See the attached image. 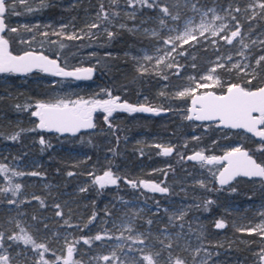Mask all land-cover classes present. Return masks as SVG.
I'll return each mask as SVG.
<instances>
[{
  "label": "trees",
  "instance_id": "trees-1",
  "mask_svg": "<svg viewBox=\"0 0 264 264\" xmlns=\"http://www.w3.org/2000/svg\"><path fill=\"white\" fill-rule=\"evenodd\" d=\"M223 1L228 4L227 19L232 27L214 41L199 37L177 44L176 60L163 73L143 65L136 56L152 37L134 28L132 23L137 19L128 18L122 7L139 6L141 0H43V3L26 0L27 6L17 2L14 13L5 14L6 24L17 29L3 34L13 52L40 50L66 67L92 68L93 72L87 79L60 77L38 68L30 72H0V148L9 152L5 155L0 150V165L6 166V171H0L4 182L0 187L3 245L11 250L34 249L23 241L8 239L22 235L23 228L37 243L47 246L48 251L43 255L48 264L62 261L66 248L56 252L49 244L52 234L47 215L62 216L68 206L55 199L40 182L51 179L65 184L66 188L84 177V193L90 194V201L70 207L73 220L78 222L73 241L77 251L82 238L90 239L106 232L124 241L125 262L131 264L134 259L147 264L144 260L147 255L153 257L155 264H170L169 258L172 262L180 258L184 264H264V234L242 227L239 224L242 210L228 204L230 201L245 205L250 199H263L264 179L240 175L222 186L217 176L222 162L202 164L188 159L194 151L207 156L220 155L235 141H241L243 148L256 156L253 133L222 128L214 121L188 119L192 99L189 95L179 96L176 89L184 73L200 76L216 59L223 65L217 68L222 85L213 86L214 90H226L225 84L229 83L248 89L264 86V61L256 63L264 56V9L246 15L242 7L248 0ZM93 24L98 27H91ZM237 27L241 36L231 44L221 38L230 36ZM72 36L78 38L70 39ZM237 64L239 68L233 67ZM109 94L135 104L146 102L168 112L118 109L105 121L106 113L100 109L95 112V128L74 135L39 129L37 117L32 115L40 102L104 100ZM17 133V139L10 138ZM155 133L174 143L171 154H164L156 143L149 142V134ZM41 138L45 144L40 143ZM261 145L264 160V144ZM78 151L87 155L86 160H82ZM12 153L24 158L36 155L41 162L21 167L7 160ZM140 161H146L147 166L140 165ZM108 170L117 183L100 187L95 182L96 175ZM143 180H153L167 187L168 192H153L142 185ZM130 181L137 186L132 187ZM15 185L21 186L19 190H13ZM23 190L31 194L23 198ZM132 195L146 209L133 211L132 229L110 230L107 218L115 208L106 203L105 197ZM9 203H14L16 208V220L12 224ZM219 221L224 222V228H216ZM38 251L40 255L43 250ZM120 260L118 253L103 263L121 264ZM25 264H43V261L40 256H34Z\"/></svg>",
  "mask_w": 264,
  "mask_h": 264
},
{
  "label": "snow or ice",
  "instance_id": "snow-or-ice-1",
  "mask_svg": "<svg viewBox=\"0 0 264 264\" xmlns=\"http://www.w3.org/2000/svg\"><path fill=\"white\" fill-rule=\"evenodd\" d=\"M23 4L27 6L26 0H11V3H6V0H0V72H30L34 68H38L43 72H51L57 76L63 77H75L77 79H87L90 78L93 69L92 68H77L72 71L65 70L60 67L57 60L50 59L48 56L42 53L35 52H25L23 55H13L9 51V41L3 35L5 32H16V28H10L5 22L6 13H14L16 3ZM43 3V0H42ZM141 3L146 4L148 7H153L152 4L148 3V0H141ZM259 7L264 9V3H260ZM103 11V5H101ZM193 11H197L195 4L192 5ZM29 11L32 9L29 7ZM160 11L165 15H169V8L167 6H162ZM214 11V10H213ZM239 11V9H236ZM105 18H107V13H104ZM204 17L207 13L203 14ZM173 20L179 19V16H173ZM235 19V17H233ZM223 20V17L214 15L211 21H205L201 19L200 24L197 28L192 27V21L186 22L184 31L175 36L170 37L165 41L166 44H172L173 50H175V41H180L182 43H188L189 40H197V36L194 33L199 31L200 36H204L205 33H210L211 36H218L220 32L227 28L226 24L221 23L218 27L215 25V21ZM164 21L161 20V24ZM95 28L98 25H91ZM155 35V33H153ZM111 35V33H109ZM241 33L239 27L237 30L231 31L230 36L221 37L227 43L231 44L234 39L240 37ZM70 39H76L78 37L72 36ZM241 43L243 40L241 38ZM247 47V45H244ZM148 59H151L150 57ZM230 59V57H229ZM264 61V56H261L256 63L260 64ZM171 67V65H169ZM223 67V65H219ZM233 67L239 68V65H233ZM214 72L215 69H212ZM210 83H199L196 88L187 89L181 91L179 96L183 97L186 95H192L194 98L192 100L191 114L187 117L188 119L195 118L200 121L209 120H219L220 124L231 127L235 129H246L247 132L253 133L256 137L262 138L261 143L264 144V87H260L256 90H249L242 87L239 84H231L227 87L224 94L217 95L213 91L205 92L203 95L196 96L195 92L198 88H210L213 84L219 85V79H215L212 75L202 78ZM250 83V81H249ZM110 95V94H109ZM119 97L110 98L107 100H58L55 103H37L36 111L32 115L39 118V129L55 130L58 133H77L81 129H92L95 127L93 123V113L97 108L101 109L103 113H106L104 120L107 121L113 112L121 109L128 112H153L156 109L148 108L143 105L137 107L130 105L128 103H118ZM19 107V106H18ZM256 113V115H254ZM19 133L10 137L11 139H17ZM41 144H45L43 138L40 139ZM164 154H169L173 151L171 147L163 149ZM188 159L193 161H200L202 164H214L220 161H226V166L223 170L219 172L218 180L220 185L228 184L235 177L243 175L245 177H264V163H258L249 153L240 147H234L230 151H227L223 156H205L203 152H196L194 155L188 157ZM0 171H6L5 165H0ZM16 175H21V173H15ZM32 175H39V173H32ZM72 175V173H69ZM95 182L104 187L106 184H116L117 178L113 177L111 171L104 172L103 176H98L95 178ZM132 187H136L135 182H129ZM145 188H149L153 192L167 193V187H161L159 184L142 182ZM203 182H201L202 184ZM21 186L15 185L14 191L19 190ZM83 190V189H82ZM235 190V189H233ZM38 199V198H37ZM42 203V202H41ZM211 203V201H209ZM59 207V205H57ZM94 218V217H93ZM182 218V216H181ZM91 222V221H90ZM151 224V221H148ZM216 228H224L225 224L223 221L216 223ZM259 228L264 234V225H260ZM251 231H256V229H251ZM22 235L9 236L10 240L23 241L25 245H32L34 249H41L40 252L41 261L43 264H48L47 260H44L43 253L48 251V248L43 243H37L31 235H29L26 230L21 229ZM95 240H102L101 235H96ZM131 239V237H129ZM4 235L0 233V247H3ZM140 240V243H143ZM89 243V241H85ZM171 247V245H168ZM142 251V250H141ZM73 246L67 247V256L61 257L63 259V264H78L73 260ZM157 255H159L157 253ZM115 253H113V257ZM104 261H109L110 257H102ZM147 264H155L153 257L147 255L144 257ZM170 264H184V261L180 258H176L174 262L169 258ZM0 264H9V258L6 255H0ZM143 264V262H141Z\"/></svg>",
  "mask_w": 264,
  "mask_h": 264
},
{
  "label": "rangeland",
  "instance_id": "rangeland-1",
  "mask_svg": "<svg viewBox=\"0 0 264 264\" xmlns=\"http://www.w3.org/2000/svg\"><path fill=\"white\" fill-rule=\"evenodd\" d=\"M249 3L246 6L242 7V11L246 15L251 14L252 11H260L259 7L260 3H264V0H248ZM149 3V0H148ZM153 7H148L146 4L139 3V6L136 5H126L123 6L124 13L128 18L135 17L137 19L136 22L132 23L133 27L137 30L148 33L150 37H152L151 42L145 44L140 47V49L136 52V56L140 60L143 65H149L153 67L156 72H168L170 69L169 65H171L175 60V51L178 47L177 44H184L180 41H175L176 47L173 50L172 44H166L165 41L170 37H175L181 34L184 31V27L187 21H192V27L197 28L200 24L201 19L203 18L205 21H211L214 15H218L223 17V20L215 21V25L218 27L221 23L226 24L227 30L232 27L231 23L228 22L227 19V9L228 4H226L223 0H150V3ZM195 4L197 11H193L192 5ZM162 6H167L169 8V15H165L160 11ZM214 10V11H213ZM207 13V16L204 17L203 14ZM179 16V19L173 20V16ZM161 20L164 21L161 24ZM224 30V31H225ZM155 33V35L153 34ZM223 34V31L220 32V35ZM202 39L212 41L215 40L218 36H211L210 33H205L204 36L199 35V31L194 33ZM191 41V40H189ZM151 59H148V58ZM216 61L210 65V68L200 74V76H196L192 73H187L181 76V80L176 83L177 94L181 91H185L187 89L196 88V85L199 83H210L202 78L207 77L208 75H212L215 79H219L220 84H213L210 88H198L196 89L195 94H199L201 92H206L208 90L214 89L213 86H221L222 85V77L219 75L217 68L220 67L221 63ZM240 61H237L239 63ZM245 66L242 67V69ZM212 69H215L213 72ZM168 75L165 73L164 77L166 78ZM229 84H225V87L229 86ZM224 89H222L223 91ZM221 91V92H222ZM110 96V95H109ZM109 96L105 97L104 100H107ZM192 97V95H189ZM118 97V96H116ZM120 99V98H119ZM146 103V102H145ZM189 112V111H188ZM37 122L39 123V118L37 117ZM219 124L218 121H214ZM210 123V122H207ZM149 142L156 143L160 147V151L165 147H171L174 143L171 142L169 138H165L162 134H149ZM234 147H243V143L241 141L231 142L226 146V151H230ZM5 155H8L7 150H3ZM82 154V160H86L87 155L85 156L83 152L78 151ZM7 160L12 161L15 165L22 166H33L39 164L41 159L39 156L33 155L32 157H16L14 153L10 156H7ZM146 161H140V165L147 166ZM85 166L91 165L86 163ZM110 171V170H108ZM106 172V171H105ZM104 172H98L96 177L103 176ZM218 176V175H217ZM114 177V176H113ZM116 178V177H114ZM3 179L0 175V187L3 185ZM45 188L51 191L52 195L55 199L62 202L64 206H68L65 210V214L60 215H47V219L51 220V229L50 234L52 237L49 238V244L52 249L56 252L61 251L66 248L64 257L67 256V247L73 246V260L78 262V264H105L102 257L104 256H112L113 253L118 254L121 253V264H131L125 262V254L127 249L124 247V241L113 235L112 233L108 234L106 232H100L103 237L102 240H95L94 237L82 238L81 239V248L77 251L75 248V240L76 232L78 229L77 221L73 220L71 206L77 204L78 202H86L89 203L90 194L84 193L85 189V179L82 177L81 179L77 178L76 182L70 185V187L65 188V184H61L57 181H53L51 179H44L40 182ZM36 184V182H34ZM260 186V185H259ZM83 189V190H82ZM31 191L23 190L22 197L29 196ZM106 203L115 208L112 213H110L107 218V226L110 230L114 229H132L134 227V215L133 211L146 209V205L142 202L140 203L137 196L126 197L122 196L120 198H115L113 196L105 197ZM229 207L233 209H241L242 217H240L239 224L246 229H256L262 234V230L259 228L260 225H264V198L261 197L257 199H250L242 205L240 203L228 202ZM9 214H10V224L14 223L16 220V208L14 203H9ZM82 228V226H80ZM89 241V243H85V241ZM0 255H6L9 258V264L18 263L22 261L23 264L27 263L28 260L32 259L34 256L39 258L38 249H30V248H18L11 250L10 247L3 245L0 247ZM133 264H141V260L134 259ZM58 264H63V259ZM143 264H145L143 262Z\"/></svg>",
  "mask_w": 264,
  "mask_h": 264
},
{
  "label": "water",
  "instance_id": "water-1",
  "mask_svg": "<svg viewBox=\"0 0 264 264\" xmlns=\"http://www.w3.org/2000/svg\"><path fill=\"white\" fill-rule=\"evenodd\" d=\"M6 38V37H5ZM7 39V38H6ZM9 51L13 54V55H16V56H19V55H23L25 52H35V53H42L43 55H45V56H48L50 59H54L51 55L49 56V55H47L45 52H43V51H36V50H34V49H28V50H25V51H21V52H17V53H15V52H13L12 50H11V47H10V43H9ZM54 60H56V59H54ZM58 62V61H57ZM58 64H59V66L60 67H62V68H64L65 70H68V71H72V70H75V69H77V68H75V67H71V68H69V67H66V66H64V65H62V64H60V62H58ZM82 68H85V67H82ZM47 73H51V72H47ZM61 77V76H60ZM260 87H264V86H260ZM260 87H254V88H252V89H249V90H256V89H258V88H260ZM248 89V88H247ZM208 91H213V92H215L217 95H221V94H224L225 93V91L226 90H224V91H222V92H218V91H216V90H214V89H212V90H208ZM208 91H206V92H208ZM205 92H201V93H199V94H195L196 96H199V95H203ZM110 98H115L114 96H112V95H110L109 96V98L108 99H110ZM193 96L191 97V99L193 100ZM192 100H191V104H190V106L188 107V110H189V115L191 114V109H192ZM87 101V100H86ZM118 103H128V104H130V105H134V106H137V107H139V106H141V105H143V106H145V107H148V108H153V109H156V111H153V112H149V113H155V114H159V113H167L168 111H167V109H163V108H157V107H154V106H151V105H147V104H145V103H137V104H135V103H132V102H129L128 100H123V99H119L118 101H117ZM98 110H100L99 108H97L96 109V111L95 112H97ZM95 112L93 113V123H94V125H95V116H96V114H95ZM146 113H148V112H146ZM254 115H256V113H254ZM193 120H196L195 118H193ZM196 121H198V122H202V121H200V120H196ZM213 121H218L219 122V120H209V121H205V122H213ZM39 124V123H38ZM219 125L222 127V128H224V127H226V126H224V125H222V124H220V122H219ZM95 128V127H94ZM94 128H92V129H81L80 131H85V130H93ZM227 128H231V127H227ZM231 129H235V128H231ZM54 130V129H53ZM240 130H243L244 132L246 131L247 132V130L246 129H240ZM249 133V132H248ZM61 134H69V135H74L73 133H61ZM165 148H168V147H165ZM171 148H172V146H171ZM243 150H245V151H247L248 153H249V155H251L252 157H253V159H254V156L249 152V150H247V149H245V148H243V147H241ZM173 149V148H172ZM196 152H200V151H194L192 154H189L188 155V157H190V156H192V155H194ZM163 153H164V151H163ZM226 153V152H225ZM169 154H171V153H169ZM204 155H205V153H203ZM224 154H222V155H219L218 157H220V156H223ZM226 164H227V162L225 161V164H224V166H226ZM223 166V167H224ZM223 167L221 168V170L220 171H222L223 170ZM219 171V172H220ZM219 176V175H218ZM243 176V175H242ZM245 177V176H244ZM236 178V177H235ZM234 178V179H235ZM232 181V180H231ZM142 182H148V183H155V184H158L157 182H155V181H153V180H143ZM142 185H143V183H142ZM160 185V184H159ZM161 187H163V186H161ZM149 189V188H148Z\"/></svg>",
  "mask_w": 264,
  "mask_h": 264
},
{
  "label": "flooded vegetation",
  "instance_id": "flooded-vegetation-1",
  "mask_svg": "<svg viewBox=\"0 0 264 264\" xmlns=\"http://www.w3.org/2000/svg\"><path fill=\"white\" fill-rule=\"evenodd\" d=\"M115 112V111H114ZM253 138L255 139V141H256V150H258V152H257V155L256 156H254V159L258 162V163H264V160H263V158H262V156H261V153H260V151L262 150V145H261V140H262V138H260V137H256L254 134H253ZM225 152H227L226 150H225ZM225 152L224 153H222V154H225ZM222 154H220V155H222ZM205 156H207L206 155V153H205ZM214 156H219V155H214ZM220 162H222L221 163V168L224 166V164H225V161H220ZM221 168H220V170H221ZM219 170V171H220ZM219 171H218V175H219ZM244 177V176H243ZM256 178H258V177H256ZM259 178H262V179H264V177H259Z\"/></svg>",
  "mask_w": 264,
  "mask_h": 264
}]
</instances>
